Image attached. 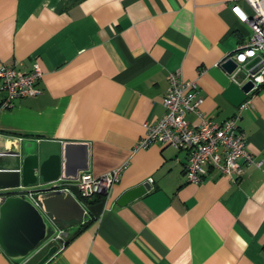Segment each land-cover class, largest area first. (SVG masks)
I'll list each match as a JSON object with an SVG mask.
<instances>
[{
	"label": "crops",
	"instance_id": "obj_1",
	"mask_svg": "<svg viewBox=\"0 0 264 264\" xmlns=\"http://www.w3.org/2000/svg\"><path fill=\"white\" fill-rule=\"evenodd\" d=\"M235 5L252 16L245 0H0V66L42 72L39 94L0 111V172H17L28 146L38 165L62 144L83 147L58 175L50 169L35 183L0 185L2 201L55 189L83 209L80 220L43 215L46 239L51 222L64 223L68 239L43 264H264V86L247 96L222 67L251 35L231 13ZM174 73L196 82L200 110L216 123L248 102L238 127L254 163L239 176L208 169L189 184L184 152L135 150L143 124L165 114ZM185 119L198 123L193 113ZM118 168L106 195L79 201L81 174ZM74 172L76 179L64 175ZM144 184L149 190L127 198ZM51 237L17 261L0 248V264L37 263Z\"/></svg>",
	"mask_w": 264,
	"mask_h": 264
},
{
	"label": "built area",
	"instance_id": "obj_2",
	"mask_svg": "<svg viewBox=\"0 0 264 264\" xmlns=\"http://www.w3.org/2000/svg\"><path fill=\"white\" fill-rule=\"evenodd\" d=\"M245 1L252 10V16L245 14L237 5L231 8L234 17L251 30L249 39L239 45L231 56L236 64L231 78L239 86L250 82L252 89L247 96H251L264 86V0ZM242 69L246 75L242 82H238L234 80V75ZM41 77L42 72L37 64L28 73L20 72L14 66H0V111L10 109L16 100L39 94L36 84ZM168 84L162 100L165 114L143 124L144 133L135 150L159 144L184 152L186 182L194 185L202 182L208 169L222 175L239 176L242 164L254 163L238 127L240 113L247 108L248 102L239 106L234 117L216 123L206 118L200 110L202 99L198 96L196 82L185 81L179 73H174L168 76ZM188 113L195 114L198 120L196 125L186 121ZM256 165L260 167L261 163ZM121 171L122 168H118L98 177L87 172L81 174L77 179L79 201L85 204L96 196L106 195L119 181ZM50 191L62 192L55 189ZM23 196L40 209V203L32 194ZM51 223L54 229L51 242L62 248L66 233L55 227L54 222Z\"/></svg>",
	"mask_w": 264,
	"mask_h": 264
},
{
	"label": "water",
	"instance_id": "obj_3",
	"mask_svg": "<svg viewBox=\"0 0 264 264\" xmlns=\"http://www.w3.org/2000/svg\"><path fill=\"white\" fill-rule=\"evenodd\" d=\"M222 67L230 74L236 68V64L232 59H228L222 64ZM251 89L250 82L241 87L245 94ZM81 148L83 147L79 144H62L60 154L54 153L49 156L52 158V162L48 160L38 165L35 154L30 153L31 147H25L26 154L22 156L20 169L14 170L17 172H0V185H6L3 183L8 181L12 187H16L19 178L24 186L35 183L37 177L44 180L45 174L50 169L53 171L52 173L58 175L62 168L69 165L67 162L71 156L77 157ZM64 175H66L65 177L71 176L72 179L77 178L76 172ZM146 190H149L148 184L130 191L127 198L141 195ZM37 200L41 204V211L22 196H7L0 204V248L12 260L17 261L25 258L46 239L48 225L44 220V214H50L55 220H80L83 215V209L69 194L62 196L60 192L49 190V192L39 195ZM58 248L56 244L52 243L47 252L35 264H43Z\"/></svg>",
	"mask_w": 264,
	"mask_h": 264
},
{
	"label": "rangeland",
	"instance_id": "obj_4",
	"mask_svg": "<svg viewBox=\"0 0 264 264\" xmlns=\"http://www.w3.org/2000/svg\"><path fill=\"white\" fill-rule=\"evenodd\" d=\"M54 225H55V227H57L58 229L63 230L61 227L64 226L65 224H64V223H60V222H54ZM51 230H54L52 225H51ZM50 237H51V236H49V238H50ZM49 238H47L46 240H44V241H43L42 243H40V244H41V245H42V244L47 245L48 242H49Z\"/></svg>",
	"mask_w": 264,
	"mask_h": 264
},
{
	"label": "trees",
	"instance_id": "obj_5",
	"mask_svg": "<svg viewBox=\"0 0 264 264\" xmlns=\"http://www.w3.org/2000/svg\"><path fill=\"white\" fill-rule=\"evenodd\" d=\"M67 241H68V239H66L64 243L66 244V243H67Z\"/></svg>",
	"mask_w": 264,
	"mask_h": 264
}]
</instances>
